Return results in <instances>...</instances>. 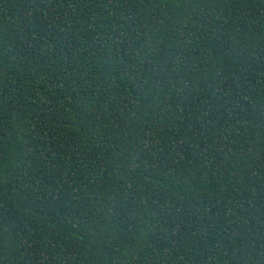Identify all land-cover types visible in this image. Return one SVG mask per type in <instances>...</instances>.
<instances>
[{"label": "trees", "instance_id": "16d2710c", "mask_svg": "<svg viewBox=\"0 0 264 264\" xmlns=\"http://www.w3.org/2000/svg\"><path fill=\"white\" fill-rule=\"evenodd\" d=\"M0 264H264V0H0Z\"/></svg>", "mask_w": 264, "mask_h": 264}]
</instances>
